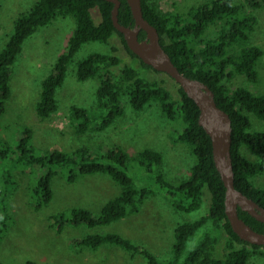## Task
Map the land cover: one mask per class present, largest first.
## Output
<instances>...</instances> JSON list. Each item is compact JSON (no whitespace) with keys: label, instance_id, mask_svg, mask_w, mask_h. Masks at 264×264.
<instances>
[{"label":"trees","instance_id":"1","mask_svg":"<svg viewBox=\"0 0 264 264\" xmlns=\"http://www.w3.org/2000/svg\"><path fill=\"white\" fill-rule=\"evenodd\" d=\"M142 5L145 17L158 28L162 44L179 69L208 84L215 93L217 103L230 114L236 187L264 206V187L253 180L254 176L264 172V130L254 128L250 116L252 113L264 120V92L254 93L244 85L231 89L224 81L239 74L253 82L259 80L257 65L264 50L249 41L258 20L255 11L264 7V0H207L184 12L164 10L152 0H142ZM95 7L101 15L99 23L92 13ZM113 7L114 3L109 0H36L29 11L20 15L5 47L0 51V117L6 113L7 101L12 94L14 65L24 42L39 27L51 23L60 15H73L76 19V29L67 51L59 56L52 72L42 81L36 112L43 119L51 117L58 110L57 91L64 84L68 66L82 45L88 41L108 42L118 32L132 56L129 61L113 53L97 51L78 62V79H100L97 99L102 115L93 116L88 108L73 105L71 117L77 123V130L86 132L93 123H98V130L110 126L125 112L123 96H128L137 110H143L151 101H157L169 120L183 123L179 139L191 145L196 157L189 178L180 184L170 182L161 172L158 173V182L167 189L170 202L179 210L201 208L206 188L211 197L207 215L177 225L173 255L168 264H249L252 256L264 254V245L241 238L232 227L226 212L227 187L215 162L212 137L200 124L199 105L179 83L180 99H176L163 82L143 74L145 69H157L128 46L124 34L114 25ZM119 18L125 25H135L128 0H121ZM212 25H218V30L208 36ZM146 35L144 29L139 33L140 39ZM238 44L240 47L234 50ZM122 63L123 66L116 72L114 67ZM33 138L34 131L29 126L23 129L16 144H10L0 137V160L43 171L33 185V198L38 209L53 200L52 181L60 170L67 171V178L72 182L82 174L106 173L121 187V192L107 201L98 214L81 206L54 214L59 231L67 225L94 228L138 212L154 190L139 187L129 173L130 166L137 164L153 172L164 163L163 153L154 148H146L137 155H131L119 145L100 155L92 153L85 146L71 152L63 149L46 152L37 148ZM244 146L254 152L258 159L248 157L243 151ZM10 176L12 174L8 171L7 179ZM8 197L6 190L0 191V243L12 215ZM239 214L254 229L264 232L263 221L241 207ZM209 221L212 228L185 254L190 238ZM223 232L226 233V252L223 257H216L215 251ZM73 243L76 247L92 249L104 244L118 245L133 255L142 254L147 260L135 264H162L150 249L118 232L88 233L76 238ZM0 264L5 263L0 261ZM27 264L40 263L28 260Z\"/></svg>","mask_w":264,"mask_h":264},{"label":"rangeland","instance_id":"2","mask_svg":"<svg viewBox=\"0 0 264 264\" xmlns=\"http://www.w3.org/2000/svg\"><path fill=\"white\" fill-rule=\"evenodd\" d=\"M36 0H1L0 7V51L12 34L16 19L30 10ZM168 11H187L193 5L207 0H152ZM241 1V0H240ZM257 23L249 43L258 44L264 50V7L257 9ZM97 23L101 15L97 7L92 9ZM76 29L73 15L56 17L51 23L39 27L23 45L13 70L12 94L7 101V111L0 117V137L10 144H16L26 126L34 131L33 143L40 151L63 149L74 151L88 147L94 154H102L109 148L122 146L131 155H137L146 148H154L164 155V163L155 171L142 169L137 164L129 168L139 187H150L154 193L141 205L138 212L116 220L110 224L94 228L67 225L58 230L53 215L81 206L100 213L103 205L121 192L120 185L106 173L82 174L75 181H69L67 171L60 170L52 181L54 198L41 209L34 200L33 185L43 171H35L23 164L0 160V191L6 190L12 212L0 243V261L5 264H27L35 260L40 264H135L147 262L142 254L133 255L118 245L104 244L97 249L76 247L73 241L88 233L118 232L133 242L150 249L162 264H168L173 255L176 239L175 229L184 221L196 220L207 215L211 197L205 189L201 208L183 211L176 208L165 187L158 182V173L174 184L189 178L196 161L189 143L179 139L183 123L169 120L157 101H151L143 110L135 109L128 96L122 97L125 108L110 126L98 130L93 123L86 132H79L72 119V106L88 108L93 116H101L98 105V77L80 80L77 76L78 62L92 52L119 55L129 61L130 55L122 36L116 32L108 42L88 41L82 45L68 66L64 84L57 91L59 107L49 118H41L36 112L40 98L42 81L53 70L59 56L66 52ZM218 30L212 25L208 36ZM240 47H234L237 50ZM124 63V62H123ZM123 63L114 67L118 72ZM259 80L253 82L244 75L225 78L226 84L234 89L239 85L248 87L254 93L264 92V55L257 65ZM143 74L150 79H158L180 99L179 84L168 73L145 69ZM253 126L264 130V120L250 113ZM100 121V120H98ZM243 151L251 159L258 156L248 147ZM159 169V171H158ZM12 176L7 179V172ZM9 180V181H8ZM257 185L264 187V172L253 177ZM212 228L209 221L203 225L187 243L188 253ZM226 252V233H222L215 251L216 257ZM249 264H264V254L254 255Z\"/></svg>","mask_w":264,"mask_h":264},{"label":"water","instance_id":"3","mask_svg":"<svg viewBox=\"0 0 264 264\" xmlns=\"http://www.w3.org/2000/svg\"><path fill=\"white\" fill-rule=\"evenodd\" d=\"M109 1L114 3L112 10L114 25L124 34L128 46L146 63L173 77L199 105L200 124L212 137L215 162L227 187L226 212L232 227L241 238L264 245V232L254 229L239 214L241 207L264 222V206L238 189L235 184L232 155L233 123L230 114L217 103L215 93L208 84L186 75L175 64L161 42L158 28L145 17L142 0H128L135 18L133 27L120 22L121 0ZM142 29L147 32L144 39L139 37Z\"/></svg>","mask_w":264,"mask_h":264}]
</instances>
